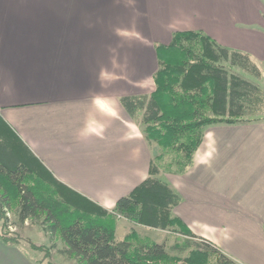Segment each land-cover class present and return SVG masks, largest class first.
Wrapping results in <instances>:
<instances>
[{
    "label": "crops",
    "instance_id": "1",
    "mask_svg": "<svg viewBox=\"0 0 264 264\" xmlns=\"http://www.w3.org/2000/svg\"><path fill=\"white\" fill-rule=\"evenodd\" d=\"M14 1L34 13L33 26L19 23L16 11L8 21L0 17V44L44 45L29 47L22 62L44 76L45 96L13 101L6 99L11 89L0 92V149L8 144L23 152L34 167L40 163L52 177L110 211L150 176L154 158L163 152L122 102L123 96L153 91L132 83L137 67L136 75L148 73L141 60L150 59L143 53L150 51L142 45L169 44L177 31L201 30L254 60L264 59V0ZM100 45L113 48L101 51ZM116 45H124L120 63L134 54L136 68L131 63L128 72L117 69ZM163 168L158 176L181 196L172 212L195 235L240 264H264V120L205 127L184 172ZM121 228L123 239L136 225L118 219L116 238ZM32 250L42 252L23 237L14 244L0 237V264H41Z\"/></svg>",
    "mask_w": 264,
    "mask_h": 264
},
{
    "label": "trees",
    "instance_id": "2",
    "mask_svg": "<svg viewBox=\"0 0 264 264\" xmlns=\"http://www.w3.org/2000/svg\"><path fill=\"white\" fill-rule=\"evenodd\" d=\"M158 68L153 74L155 89L150 94H132L122 102L134 119L145 124L146 138L163 152L152 162L150 176L129 194L121 196L110 211L52 177L39 163L8 144L0 149V237L7 244L21 236L9 229V209L17 211L21 225L43 216L42 229L51 237L58 234L62 251L77 264H161L170 256L165 243L132 229L116 238L119 216L154 229H172L195 237L188 225L173 214L181 196L159 177L160 166L184 172L199 147L204 128L215 124L250 123L264 120V87L244 77L235 67L260 77L262 71L245 51L220 44L201 30L174 33L169 44L155 45ZM10 147V148H9ZM167 155L169 160L167 162ZM16 232V233H15ZM28 245L51 257L53 245ZM184 239L176 243L188 264H240L206 239ZM180 259V258H179ZM44 264V259L40 260ZM47 264L54 263L49 260Z\"/></svg>",
    "mask_w": 264,
    "mask_h": 264
},
{
    "label": "rangeland",
    "instance_id": "3",
    "mask_svg": "<svg viewBox=\"0 0 264 264\" xmlns=\"http://www.w3.org/2000/svg\"><path fill=\"white\" fill-rule=\"evenodd\" d=\"M25 5L24 3H16L14 0H0V9H5V11H0V17L8 21L10 19V15L12 11H16V20L20 23H23V25L28 24V27L33 26L32 18L34 17V13L30 11V13L26 12L25 7L20 6ZM18 16H21L20 20H18ZM17 22V23H18ZM26 30V29H25ZM31 31V29L29 30ZM39 46L43 47L44 45H31V44H0V64L4 67L3 72L2 69L0 70V74H4L3 77L0 76V81H4L6 84V89H1L0 92H7L11 89V93L6 95H9L7 100H13V101H21V100H30V99H36V98H42L45 96V93L41 90L43 89V83H44V76H37L34 73L38 72L33 69H29L26 66H23L25 62H22L25 60V55H30V52L28 49L29 47ZM46 46V45H45ZM92 46V45H91ZM101 51H105L107 48H113L112 45H100ZM117 52H112V56L116 55L118 64L117 69L119 71L125 70L126 72L129 71V66L134 64V68L137 67L136 63L138 59L130 58L128 59H122L124 62L120 63V57H124L126 54H123L124 51V45H116ZM142 47H147L150 52H143L144 55L151 57L150 59L141 60L144 61L146 64V68L148 69V73L145 75H136L137 72L136 69L139 70V67L134 69L133 72V80L132 83L134 85L135 89H145L149 90L151 87L153 90L155 89V81L153 79L152 72L154 68L157 66V59L155 55V45L149 44V45H142ZM143 55V57H144ZM131 55H129L130 57ZM127 60V61H125ZM257 64L260 66L262 75L260 77H256L239 67H235L237 71H239L244 77L257 82L262 87H264V59H255ZM41 62L43 63V60L41 59ZM22 63V66H21ZM153 65V66H152ZM133 66V65H132ZM22 70L23 74L22 76H18L20 74V71ZM148 86L149 89H148ZM5 95V94H4ZM167 159L165 162H167L170 158L169 155L166 156ZM10 211V217L9 222L15 225L14 231L18 232L21 238L24 239H31L35 242H40L48 245L54 244L51 248V257L45 258L44 257V251L41 253L36 250L29 251L30 255H35L38 257H42L44 259V264H47L49 260L53 261L54 263H61V264H77V261L75 257L68 255L64 253L62 250L65 249V244L61 240L60 236L58 234H53V236L50 239V235H45V233L42 230V220L43 216L29 219L21 225L18 221L17 211L16 209L9 210ZM118 219H123V216H119ZM120 226H122L123 221H119ZM136 229L141 235H147L152 237L154 240L165 243L166 249L170 256H177L178 259H172L169 258L161 264H188L183 257H185L189 251L184 250L180 251L178 248L171 247L172 245H175L176 243H183L184 239H192L196 242H205L204 238L198 237L197 235L195 237H191L179 232H176L172 229H154L150 227H146L144 225L136 224ZM138 225V226H137ZM21 228V229H20ZM15 232V233H16ZM124 229L121 228L118 230L117 233V239H121L123 236ZM23 234V236H22ZM47 236V237H46ZM52 240V241H51ZM51 241V242H50ZM27 242H29L27 240ZM215 256H211L207 264H216Z\"/></svg>",
    "mask_w": 264,
    "mask_h": 264
},
{
    "label": "built area",
    "instance_id": "4",
    "mask_svg": "<svg viewBox=\"0 0 264 264\" xmlns=\"http://www.w3.org/2000/svg\"><path fill=\"white\" fill-rule=\"evenodd\" d=\"M7 215L10 217V213H9V211L7 212ZM15 227H16L15 225H13L12 223L9 222V229H10L11 231H14Z\"/></svg>",
    "mask_w": 264,
    "mask_h": 264
}]
</instances>
